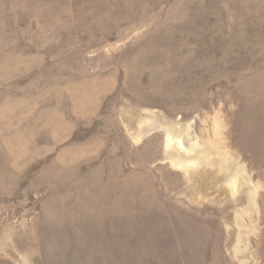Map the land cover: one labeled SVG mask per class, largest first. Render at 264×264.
I'll list each match as a JSON object with an SVG mask.
<instances>
[{"label": "rangeland", "instance_id": "374dc122", "mask_svg": "<svg viewBox=\"0 0 264 264\" xmlns=\"http://www.w3.org/2000/svg\"><path fill=\"white\" fill-rule=\"evenodd\" d=\"M0 264H264V0H0Z\"/></svg>", "mask_w": 264, "mask_h": 264}]
</instances>
